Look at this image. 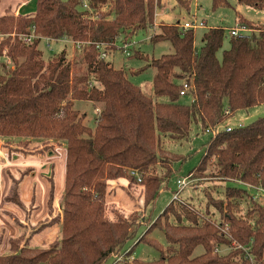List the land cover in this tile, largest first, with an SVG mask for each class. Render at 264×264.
<instances>
[{
  "label": "trees",
  "instance_id": "trees-1",
  "mask_svg": "<svg viewBox=\"0 0 264 264\" xmlns=\"http://www.w3.org/2000/svg\"><path fill=\"white\" fill-rule=\"evenodd\" d=\"M238 1L264 9V0ZM225 4L229 1H213L214 7ZM162 6V0H36L33 12L9 8L0 14V137H20L23 146L40 138L45 141L40 151L57 144L67 155L61 214L39 222L28 217L25 224L7 212L22 232L0 253V264H103L119 251L132 254L140 241L155 246L160 256L136 258V264H264V200L250 193L264 189V115L230 130L224 127L240 111L264 104V25L239 17L235 26L245 30L230 31V47L219 58L226 37L223 26L206 29L198 46L197 28L160 22L150 39L169 40L174 50L152 58L156 71L153 91L147 92L130 79L136 70L117 67L107 56L125 52L139 29L156 27V9ZM46 37L64 42L49 59L41 47ZM70 46L75 51L69 58ZM185 82L190 103L180 100ZM83 101L95 106L93 124L76 107ZM194 128L197 134L215 133L190 176L231 184L222 189L215 184L219 195L206 189L204 204L174 197L135 240L142 226L137 211L118 219L106 215L109 180L124 177L143 185L145 212L152 219L148 208L176 166L189 157L166 144L189 140ZM33 171L27 167L18 175L9 173L11 187L5 196L28 215L36 207L35 197L28 209L21 183ZM47 179L52 215L53 166ZM56 219L61 220L60 239L47 245L29 242ZM157 227L166 243L149 235ZM197 245L203 251L194 254Z\"/></svg>",
  "mask_w": 264,
  "mask_h": 264
},
{
  "label": "rangeland",
  "instance_id": "rangeland-1",
  "mask_svg": "<svg viewBox=\"0 0 264 264\" xmlns=\"http://www.w3.org/2000/svg\"><path fill=\"white\" fill-rule=\"evenodd\" d=\"M213 1L214 0H162V8H157V12L155 13L154 23L156 27L151 26L139 29L137 33L134 34L133 40L131 42H127L128 45L125 52L110 51L107 59L111 60L117 67H124L130 71L136 70V72H130V79L134 83L140 84L145 91L152 92L153 77L156 71V68L151 63L152 58L159 57L164 53H169L174 50L169 40H161L158 42L151 41L150 36L154 30H158V24L160 22L184 23L189 19L191 20L197 18L199 21L204 19L207 22L206 25L196 29V44L198 46L201 45V37L206 29L211 26H223L226 29V37L223 47L218 51L219 58L222 57L223 50L230 47V28L237 25L239 17L244 16L247 19L264 25V9L240 3L238 0H228V5L225 4L214 7ZM35 4L36 0H0V12L10 8L15 10L16 13H27L35 9ZM2 36L3 34L1 37ZM18 36L20 40H23L22 34ZM46 43L47 42L43 40L41 47L45 52V59H49L52 53L58 50L64 42L52 41L51 46L52 49L54 48L53 50H51V46H47ZM74 51L75 48L70 46L67 50L69 58L73 56ZM2 59L10 62L5 55H3ZM192 99L193 97L191 94H183L180 98L183 103H190ZM77 106H81V110H84L87 113L88 123L93 124V116L96 114L95 106L89 101L77 102L76 107ZM258 115H264V104L251 108L249 112L240 111L237 114V117L229 118L227 123L231 125H236L240 122L247 123ZM214 133L215 132L208 131L197 134L194 128L191 132L189 140L167 142L166 147L172 151L188 154L189 157L180 165L176 166L177 170L171 176L168 185L164 186V189L160 192L154 204L148 208V211L153 214L152 219L148 217V213L145 212L142 199L144 191L143 185L130 182L129 184L126 182L124 185H122V183L119 184V182L125 181L124 178L109 180L106 215L110 219H118L120 216H129L134 210L137 211L142 226L139 228V233L135 238L136 240L137 238L139 239L146 228L159 217L165 206L174 197L184 202H193L196 205H199L200 202H203L204 204L207 199L206 189H214L215 184L223 185L220 186L219 189L224 188L227 184H231L229 181L222 182L220 181L221 179L218 178L197 177L194 175L191 177V174H189V170L198 163L203 153L205 143L211 138V136H213ZM15 139V141H17V138ZM42 142L44 145L45 143L42 139H32V145H29V150L31 152H38L37 149L39 148L36 147H38ZM19 143L21 145V142ZM15 144H17V142H15ZM184 176L188 177L189 181L183 188H178L177 179ZM217 187H215L213 192L214 194L219 195ZM248 189L250 188L248 187ZM250 193L258 200H264V189H250ZM211 210H215V208L212 206ZM215 214L218 215L217 212ZM60 228L61 227H59V231L55 235L54 240L60 239ZM149 235H153L161 242L166 243L165 234L158 227L154 228L153 231L151 230ZM135 240H131L129 245L133 246ZM45 245L47 244L45 243ZM128 251L126 249L115 253V255L110 257L103 264H136V258L154 260L160 256L159 250L145 241L138 242L135 245L132 254H129ZM202 251L203 246L197 245L194 254L201 253Z\"/></svg>",
  "mask_w": 264,
  "mask_h": 264
},
{
  "label": "crops",
  "instance_id": "crops-1",
  "mask_svg": "<svg viewBox=\"0 0 264 264\" xmlns=\"http://www.w3.org/2000/svg\"><path fill=\"white\" fill-rule=\"evenodd\" d=\"M5 11L0 12V14ZM16 138L17 141L12 137H0V236L2 239L0 253L6 252L9 249L10 239L18 236L22 232V228L18 226L13 217L7 212L14 214L15 217L19 218L25 224H28V217H30L33 222H39L40 220L49 221L55 215L61 214L62 211L60 198L65 186L66 149L64 147L60 148L56 144L54 149L40 151L39 149H42L44 146L42 142L36 147L39 148L37 149L38 152H31L29 150V145H32V140L26 146H21L19 142H21L22 138ZM15 142H17V144H15ZM52 166L54 167L55 200L53 214L50 215L48 208L50 184L47 175H50ZM27 167H33L34 171L22 181L21 196L28 209L30 208L29 203L33 195L35 197L36 207L30 215H28L26 209L5 199L11 187L9 173L18 175L20 171L25 170ZM124 179L125 181L119 182V184L122 183V185H124L126 182L129 184V181L126 178ZM60 225V219H56L52 223L49 222L41 231L32 234L29 238V242L31 244L51 243L54 241ZM30 227L31 226L27 229V234L30 232Z\"/></svg>",
  "mask_w": 264,
  "mask_h": 264
},
{
  "label": "built area",
  "instance_id": "built-area-1",
  "mask_svg": "<svg viewBox=\"0 0 264 264\" xmlns=\"http://www.w3.org/2000/svg\"><path fill=\"white\" fill-rule=\"evenodd\" d=\"M157 12V11H156ZM184 27L185 28H190V27H194V28H198V27H204L206 25V22L204 19H202V21H199V19L197 18H194V19H191V20H186L184 23H183ZM245 28L243 26H235V27H232L230 29L231 33L232 34H239L240 32L244 31ZM33 34L29 35V36H24L25 39H30V37L32 36ZM35 35V34H34ZM23 36V35H22ZM45 41L47 42V46H51V42L54 41L51 37H46L45 38ZM105 55V52H103V56ZM189 88V84L187 82L184 83V87L181 91L182 94H185L187 89ZM225 112H229L228 109L225 110ZM241 124V122L239 123ZM227 130H230L232 128V125L231 124H226L224 126ZM219 129V127L215 130L217 131ZM213 131V132H215ZM189 179L188 177H181V178H178L177 179V183H178V188H183L184 186H186V184L188 183Z\"/></svg>",
  "mask_w": 264,
  "mask_h": 264
}]
</instances>
